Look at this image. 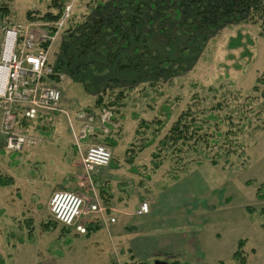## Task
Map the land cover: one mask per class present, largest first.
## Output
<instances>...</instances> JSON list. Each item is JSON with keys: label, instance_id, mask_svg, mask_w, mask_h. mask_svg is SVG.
<instances>
[{"label": "rangeland", "instance_id": "obj_1", "mask_svg": "<svg viewBox=\"0 0 264 264\" xmlns=\"http://www.w3.org/2000/svg\"><path fill=\"white\" fill-rule=\"evenodd\" d=\"M53 1L10 0V18L0 23H34L53 30L64 15L55 23L42 18L58 11ZM99 1L110 0H59L72 7L48 52L52 66L59 60L70 62L69 66L61 62L56 84L63 93L65 112L32 121L33 126L48 124L41 135L48 143L10 152L0 134V175L16 177L11 184L16 204L7 213L0 211V264H153L156 258H178L187 264H264V35L260 24L239 21L213 30L194 17L176 19L174 6L166 4L139 17L142 26L130 37L129 47L118 54L115 65L88 64L90 54L105 61L96 47L86 46L87 52L79 58L74 49L66 53L63 44L66 39L84 42L78 32L82 28L76 27L84 25L92 8L97 11ZM129 12L133 14L134 9L130 7ZM98 34L95 37L102 35ZM87 36L89 42L95 41L89 31ZM104 37L109 42L114 36ZM124 38L118 39L122 43ZM135 47L139 54H134ZM70 53L75 55L69 61ZM75 61L88 65L87 74L75 71ZM103 87L124 92L121 107H96ZM223 95L240 96L236 103L250 104L237 145L219 149V155H213L218 153L215 147L210 157L179 171H175L176 161L164 152V164L154 170L152 153L181 112L194 101L207 110L209 103ZM142 120L149 127L139 128ZM110 136L119 140L116 149L106 142ZM149 141L153 143L147 145ZM97 143L108 146L112 157L124 162L126 169L119 173L146 184L138 189L140 196L129 201L131 209L140 207L143 199L150 205L155 202L151 217L129 218L131 226L148 230L142 234L147 248L131 247L128 240L116 242L110 227L91 236L77 233L51 214L50 202L57 190L77 192L86 200L91 196L77 149ZM183 155L192 156V152ZM144 173L152 179L145 180ZM12 199L8 195L7 200ZM240 240H244L242 254L236 257ZM131 251L135 257L130 259ZM159 252L174 256L156 255Z\"/></svg>", "mask_w": 264, "mask_h": 264}, {"label": "trees", "instance_id": "obj_2", "mask_svg": "<svg viewBox=\"0 0 264 264\" xmlns=\"http://www.w3.org/2000/svg\"><path fill=\"white\" fill-rule=\"evenodd\" d=\"M8 1L10 0H3L0 4L1 21L10 18L11 8ZM98 4L97 11L95 12V7L94 9L92 8L88 20L82 23L84 25H78L76 27L78 28L76 30L82 28L78 32L81 33L80 35H82L84 42H79L81 39L73 41L66 39L63 44L66 53L68 48L71 50L74 49L79 58H81L82 54L84 55V53L87 52V47H96V49L101 52V55L104 56L103 59H105V61H98L97 58L95 59L93 55L90 54L88 55V64L96 63L110 66L115 65L118 54L129 47L131 44L130 37L136 35V29L138 26H142V20L139 19V17L142 14H147L150 9H152V12H158L160 9L159 6H164L166 4L174 6L176 12L175 18L179 20L187 18L188 16L189 18L194 17L196 21L198 20V23L201 26L213 30L232 25L239 21L253 24L259 23L262 30L261 34L264 35V0H110L106 3L99 1ZM65 5L64 2L54 0L53 6L57 8L58 11L56 13L49 11L42 18L44 20H49L52 23L57 22L65 11ZM130 7L134 9L133 14L129 12ZM95 13H98L100 17L97 18ZM69 29L74 30L71 26ZM55 30L56 29L53 28L52 32L54 33ZM87 31L93 35V40L98 33H101L102 35L99 37L96 36L94 42H89V39L87 40ZM125 31L129 32L131 36L129 33H125ZM107 33L114 36L109 42L106 41L107 39L105 37L103 38V35ZM122 36L125 38L121 43L118 38H122ZM2 39L3 37L0 33V42H2ZM107 45H110V49ZM111 49L116 50L115 53L111 52ZM134 51V54H139L137 47H135ZM74 55L75 54L70 53L69 56H67L69 61L73 59ZM61 62H65L66 66H69L68 64L70 63L59 60L57 64L53 66L56 75L52 77V80L55 84L60 81V67L63 65H61ZM74 66L76 67L75 71L87 74L88 65L84 62L75 61ZM256 88L257 87H255V90ZM108 89V87H103L97 95L95 102L96 107L101 110H115V107L120 106L121 104L119 99L125 97L123 91L115 92L114 90L109 91ZM239 97L240 96H234V99H232V97L227 95L218 96L215 98V101L209 103V108L207 110L204 108V105L197 101L190 103L187 108L181 112L167 134L160 139L158 149L153 151V169L157 170L162 167L164 164V157L168 154H170V157L176 161V165H174L177 167V170L175 169V171H179L193 161L201 163L202 160L210 157L209 154L215 147H218V153L214 152L213 155H219V149H224L225 147L230 146L231 148H234L237 145L236 142L237 139H239V134L243 132L244 125L240 126V124H242V120L245 118L246 107L250 108V104L241 105L240 103H236ZM234 102L236 104H234ZM22 120L26 119L22 118L21 121ZM143 125L149 127L144 120L140 122L138 127L140 128ZM139 128L136 131L137 133L140 132ZM231 133L233 136L230 139L229 136ZM223 139H226V141L228 139V142L223 143ZM106 142L110 146L115 145V142H113L110 137L106 138ZM232 142L235 143L232 144ZM152 143V141H149L147 142V145ZM190 152H192V156L187 155V157H185L183 155L190 154ZM213 162H215V160H213ZM13 183V178L0 176V185L8 186ZM92 229L93 228H89L87 234H91ZM243 244L244 240L238 242V249L235 252L236 257H239L242 254L241 249ZM244 262L245 259H242V263Z\"/></svg>", "mask_w": 264, "mask_h": 264}, {"label": "built area", "instance_id": "obj_3", "mask_svg": "<svg viewBox=\"0 0 264 264\" xmlns=\"http://www.w3.org/2000/svg\"><path fill=\"white\" fill-rule=\"evenodd\" d=\"M71 7L66 6L54 33L47 25L0 23L3 37L0 53V134L10 152H21L41 142L38 137L18 130L22 118L34 121L44 114L65 112L61 107L63 93L52 80L56 72L50 64L48 47L69 17ZM79 151L85 176L90 183L93 174L112 161V152L104 144H91L85 151L79 147ZM150 209L149 202L143 201L137 214H149ZM50 210L57 222L74 228L77 233L86 234L93 223L91 216L104 214L106 208L97 198L87 203L77 192L58 190L51 198ZM111 221L115 219L111 218Z\"/></svg>", "mask_w": 264, "mask_h": 264}, {"label": "crops", "instance_id": "obj_4", "mask_svg": "<svg viewBox=\"0 0 264 264\" xmlns=\"http://www.w3.org/2000/svg\"><path fill=\"white\" fill-rule=\"evenodd\" d=\"M40 117L42 118L46 117L47 119L50 118L46 115L45 116L42 115ZM40 117L38 118V120L42 119ZM32 123H33L32 121L22 120L18 125V130L31 134L35 137H38L41 140V142L38 144L39 146L45 143H48L46 142V140L44 141L43 138L41 137V135L45 134V132L43 131L46 130L45 126H47L48 124H43V123L42 125L36 124L34 125L35 126L34 127ZM110 137L111 138L113 137L112 141L115 142V145H112L110 147L113 149H116L119 145L118 144L119 140L117 141V139H115V136H110ZM88 146L89 145L87 146L83 145L81 150L82 151L86 150ZM77 154H78V160L80 162L79 167L83 172V176L85 177V173H84L82 163H81V154L78 149H77ZM115 161H116V164H115ZM109 167L115 170L110 171V168L109 169L102 168V169H99L92 176V181H91V186H90L92 188L91 189L92 194L89 197V199H87L86 201L93 202L94 199L97 198L100 201V203L106 208V211L104 214L98 213V214H94L91 216L93 220L92 228L94 231H92L91 234H88V235L89 236L93 234L96 235L102 231V228L110 227L109 230L111 231L113 237L116 239V242L117 241L120 242L122 240H128L129 243L132 244L131 247L133 246L137 247L138 245L139 249L147 248L148 246L145 244L146 240H144V237H142L143 236L142 234L146 233V231L148 230L146 228H142V226L140 227V229L131 226L129 218L137 217V216H146V215L148 216L147 218L151 217L155 212V208H154L155 202L154 201L151 202L150 214L138 215L137 211L139 207H137L136 210H132L130 207V202H131V199H133L135 196H140V191L138 189H141L142 185H143L142 187L145 188L146 184L141 181H134V179H132L131 177L125 176L124 175L125 173H119L120 171H124L126 169L124 162L121 159H115V157H113L112 164ZM132 171H135V169L132 168ZM0 176L5 177V178H13V180L15 178L16 180V177L14 176L13 173H8V174L2 173ZM144 179L149 181L152 179V176L149 174L148 175L145 174ZM129 181H131L132 189H129ZM12 186L13 185L11 186L0 185V211L7 213L8 207L13 206V204L14 205L16 204L12 199V191H11L13 188ZM133 189H136V190L133 192ZM132 193H133V196H132ZM8 195H9V198L12 199L11 201L7 200ZM143 201H146V200L143 199ZM11 208L16 209L15 206ZM21 214L23 215V213ZM111 218H114L115 221L112 222ZM147 218H146V222H147ZM111 227L113 228L111 229ZM137 235H140L141 237L137 239L138 238ZM157 248H155L156 251H159L161 249L160 248L158 250ZM131 249L132 248H129V251ZM151 252L153 253L154 251L151 250ZM133 253L134 252L132 251L130 252V255H132L129 257L130 259L135 257V254ZM159 254L167 255L171 253L169 252L156 253V255H159ZM139 260L145 261L144 259L142 260L139 259Z\"/></svg>", "mask_w": 264, "mask_h": 264}, {"label": "flooded vegetation", "instance_id": "obj_5", "mask_svg": "<svg viewBox=\"0 0 264 264\" xmlns=\"http://www.w3.org/2000/svg\"><path fill=\"white\" fill-rule=\"evenodd\" d=\"M166 256L172 257V256H174V254H167ZM153 264H187V263L178 260V258L172 259L171 261L166 260V259L160 260V259L156 258V259H154Z\"/></svg>", "mask_w": 264, "mask_h": 264}]
</instances>
